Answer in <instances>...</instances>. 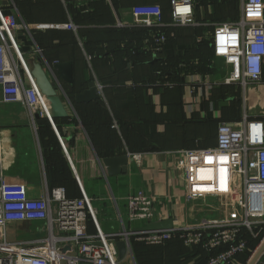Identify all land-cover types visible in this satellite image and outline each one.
<instances>
[{
    "label": "crops",
    "instance_id": "obj_1",
    "mask_svg": "<svg viewBox=\"0 0 264 264\" xmlns=\"http://www.w3.org/2000/svg\"><path fill=\"white\" fill-rule=\"evenodd\" d=\"M61 2L60 12L62 7L67 12L63 20H58L52 9L47 23L28 24L30 29H19L16 36L28 59L35 57L37 48L42 51L39 55L65 100L69 117L51 120L41 114L37 118L36 113L31 115L22 102H5L0 85V178L23 182L34 198L46 194L53 186L65 187L71 196L79 193L76 192L78 188L82 193L83 188L92 198L99 226L106 233H117L124 227L138 228L127 222L126 214L129 195L139 191L158 197L155 221L172 218L174 226L196 222V213L185 209L184 183L174 151L199 148L197 146L203 140L201 118L219 119V123L220 120L241 118L242 100L237 110L231 103L232 97L229 98L239 87L231 86L227 93L229 97L216 103L213 90L209 99H203V103L191 109L189 85L184 79L183 89L179 92L142 83V78L150 72L148 64L137 66L128 53L115 54L119 46L126 47L132 35L130 32L143 28L130 24L133 22L131 8L143 3L160 4L167 7L165 21L168 23L171 21L169 0ZM79 10L93 13L83 21H77L75 16ZM119 21L128 27L119 26ZM68 22L76 24L78 30L51 25ZM125 28L131 31L127 33ZM103 43L106 54L96 56L92 53L91 48ZM145 49L156 60L160 54H183L187 49H193V43L190 40L174 45L168 43L160 52H154L150 47ZM62 61L73 62L75 93L87 89V84L97 79L102 86L99 87L102 98L78 103L76 94H71L64 80L49 68ZM209 71H212L209 74L213 79L222 76V60L213 59ZM253 94L249 106L252 113H259L256 111L259 105L264 109V89L259 90L258 98ZM236 110L239 116L235 115ZM115 122L117 127H114ZM55 138L67 160V165L60 168L52 162ZM131 153L140 157L134 158ZM123 154L130 156L127 173L110 175L103 159ZM108 220L114 223L110 225ZM45 227V221L13 222L8 226V237L11 240L39 239L47 235ZM89 231H97L93 220ZM176 246L172 243L169 250ZM197 258H191L187 264H193Z\"/></svg>",
    "mask_w": 264,
    "mask_h": 264
},
{
    "label": "built area",
    "instance_id": "obj_2",
    "mask_svg": "<svg viewBox=\"0 0 264 264\" xmlns=\"http://www.w3.org/2000/svg\"><path fill=\"white\" fill-rule=\"evenodd\" d=\"M170 6L168 23L160 4L143 3L131 8L130 24L151 29L145 47L154 52L163 50L168 41L165 28L203 25L196 20L195 0H170ZM6 8L5 0L0 1L3 100L22 102L31 115L40 112L49 116L46 97L31 74L28 58L16 36L19 29L28 31L30 26L21 23L18 15ZM240 11L238 20L213 23L214 28L207 36L215 58L222 60L224 74L213 79L209 73H182L189 85L191 109L209 99L221 85L237 86L241 91L243 115L241 119L219 123L215 146L174 151L187 200L215 198L217 206H211L210 210H216L218 215L167 230L124 227L117 233H106L99 226L92 198L83 188L79 198L68 197L64 187H55L34 198L23 182L0 178V264H125L119 258L118 241L127 242L129 256L133 255V241L163 246L174 239H180L186 247L205 250L209 254L207 264H264V111L252 113L249 106L251 94L258 98L259 90L264 89V0H240ZM51 25L78 30L73 22ZM118 25L128 27L122 21ZM34 53L39 55L42 51L37 48ZM197 62L191 60L181 66ZM49 68L53 71L52 66ZM157 84L169 88L177 85L169 79ZM157 205L155 195L143 191L129 195V221L154 222ZM91 219L96 224V233L89 231ZM25 221H45L47 235L11 240L9 224ZM251 239L258 242L253 246Z\"/></svg>",
    "mask_w": 264,
    "mask_h": 264
},
{
    "label": "trees",
    "instance_id": "obj_3",
    "mask_svg": "<svg viewBox=\"0 0 264 264\" xmlns=\"http://www.w3.org/2000/svg\"><path fill=\"white\" fill-rule=\"evenodd\" d=\"M57 3H60L61 5V0H54ZM41 4H45V2H40ZM77 3V1L75 2V4ZM25 5H29V1L24 3ZM169 8H170V12H171V6H170V0H169ZM62 7V6H61ZM162 9H163V16H164V20L167 15V12L165 14L164 8L167 9V7H163L161 5ZM8 12H10L9 10H7ZM60 11H57L55 13L56 18L59 16H63L61 17V20H63V18L66 17V13L64 8L62 7V14L58 13ZM23 13V17L26 20L25 22L28 24L37 22L36 20H33L32 18H30V16L26 13V12H22ZM93 13V11H88V12H81L80 10L78 11V13H76V20L77 21H83L85 18L89 17L91 14ZM240 18V17H239ZM238 18V19H239ZM58 20H60L59 18H57ZM237 19V20H238ZM47 20H49V18H47ZM213 25H211V29L209 30V33L213 30ZM181 27H174V28H165L163 31L167 34L168 36V41L165 44V46L169 43V44H178L180 42L183 41H192L193 43V49H187L186 51L183 52V54H172V55H162L160 54L159 58H157L156 60L153 59V57L150 55V53L146 52L145 49V40L147 38L150 37V32L151 29L148 28H140L137 29L135 31L130 32V29L125 28V32H130V34H132L130 36V39L127 40L126 42V47H122L119 46L118 50H115V54H124V53H128L130 55V57L132 58V60L135 62V64L137 66H139L140 64H148L149 66V73L146 77H143L141 82L148 84V85H155V87H162V85H158L157 83L161 82L162 80H166L169 79L173 82H176L177 85L174 88H169V87H164L165 89H167V91H180L183 89L184 82H183V76L182 73H184V71H188V72H201V73H211L212 71H209V66L210 64H212L213 59H215L214 56V52L213 49L211 47L210 41L207 39V52H205V54H200L201 49H202V44H199L196 42L195 39H197L199 36H185L182 33H185L184 30H180ZM198 30L201 31V29H195V35H197V33L199 32ZM195 40V42H194ZM105 44H97L95 46V48H91L92 53L94 52V54L101 55V54H106V47L104 46ZM164 46V47H165ZM200 46V47H199ZM191 60H197V63H193L191 65H188L187 67H182V63H189L191 62ZM215 72V71H214ZM75 77H74V82H73V86H74V92L71 94H76L75 93ZM89 84V83H88ZM87 84V86H88ZM157 84V85H156ZM231 86L230 85H221L219 87H217L214 90V98L213 101L216 103L217 100H225L228 96L227 93H229V88ZM234 87V86H233ZM86 89V88H85ZM85 89H83L82 91H84ZM174 89V90H173ZM81 91V92H82ZM231 96L229 98L232 97V105L238 110L239 106L241 104V91L240 89L234 92H231ZM100 100V99H99ZM207 105V103H206ZM236 110V111H237ZM238 112L235 113V115H238ZM238 119H241L240 117H238ZM237 118L234 119H227L225 121H235L238 120ZM47 120V118H46ZM200 123V136L203 138L202 141L199 142L197 147H209V146H213L216 145L217 143V131H218V125H219V119H203L201 118V120H199ZM223 120H220V122ZM49 122V121H48ZM117 124L116 122L114 123V125ZM50 129H51V125L50 123H48ZM115 127V126H114ZM211 129V130H210ZM52 131V129H51ZM211 131V133H210ZM53 133V131H52ZM57 138H55L56 140ZM216 139V141H215ZM216 142V143H214ZM214 143V144H213ZM211 144V145H210ZM213 144V145H212ZM195 147V146H194ZM53 148H54V153L53 154V159L52 162L53 164L57 167L60 168L61 165H67V160L65 159V157L63 156V149L58 141V139L56 140V142H53ZM191 148V147H189ZM193 148V147H192ZM100 154H103L101 152H99ZM51 154V156H52ZM109 157V156H106ZM72 181L74 182L73 178ZM57 186H53L51 187V189L55 188ZM65 188V187H64ZM66 189V188H65ZM79 191V193L77 192ZM81 189L78 188V190H76L77 194L74 196H71L69 194V192L66 189L67 195L68 197L71 198H79L82 196V193L80 192ZM89 224H92V219L89 221ZM258 242V239H251V245H255ZM172 243H179L178 246L182 247V249L184 250L185 254L184 257L181 258V262L180 264H187L189 260H191V258H197L196 263L195 264H207V258H208V253L203 250L200 247H195V248H189L186 247L184 245V243L180 240V239H174L169 241L167 244L163 245V246H150V247H160V248H166L168 250H166V255L167 252L170 253L169 251V245H171ZM133 248L134 246H144L147 247V245H145L142 242H138V241H133ZM149 247V246H148ZM189 253V255H188ZM166 255H165V259H166ZM188 257H185V256ZM192 256V257H191ZM162 257V255H161ZM163 259V258H162ZM184 259H186L184 261ZM146 264V262H145ZM163 264V262H162Z\"/></svg>",
    "mask_w": 264,
    "mask_h": 264
},
{
    "label": "rangeland",
    "instance_id": "obj_4",
    "mask_svg": "<svg viewBox=\"0 0 264 264\" xmlns=\"http://www.w3.org/2000/svg\"><path fill=\"white\" fill-rule=\"evenodd\" d=\"M2 1V0H0ZM29 1V5H25L24 3ZM51 1V2H49ZM40 2H45V4H41ZM50 3V4H48ZM7 9L16 13L20 19V22L23 23L26 20L23 17L22 12H26L30 18L36 20L38 23H47L48 13L53 9L56 12L60 10V4L54 0H7L5 3ZM50 8V9H49ZM165 14L167 9L164 8ZM195 12H196V20L200 23H205L199 26H183L180 30H184L185 36H199L198 38H202V41H199L198 38L195 39L197 43L202 44V49L200 54H205L207 52V36L209 34V30L211 29V23L220 22L224 20H237L240 17V0H195ZM63 15L62 12H58ZM61 17L59 18L61 20ZM26 23V22H25ZM210 23V25L208 24ZM28 25V23H26ZM199 32L195 35V29ZM194 40V42H195ZM200 47V46H199ZM252 107V106H251ZM259 113L264 111L262 105L257 107ZM211 130V129H210ZM211 133V131H210ZM184 197L183 199L187 201L186 204V211H194L196 213V217L193 219L194 221H198L204 218H212L216 217L218 213L216 210L211 211V206H217V199H209L207 201H188L185 197L186 189L184 188ZM127 222L129 223V216L128 212L126 214ZM110 225L114 223L111 222L112 220H108ZM147 221H137L134 222L132 225L134 226H144L146 225ZM179 243H174V245H178ZM133 247V245H132ZM133 255L128 256L124 259V263L131 264L132 262L136 261L137 264H180L181 258L184 257V250L180 246H176L172 248L170 253L167 252L166 255V248L160 247H144V246H134ZM162 255V257H161ZM166 255V259H165ZM189 255V253H188ZM185 257H188L187 255ZM163 258V259H162ZM186 259H184L185 261Z\"/></svg>",
    "mask_w": 264,
    "mask_h": 264
},
{
    "label": "water",
    "instance_id": "obj_5",
    "mask_svg": "<svg viewBox=\"0 0 264 264\" xmlns=\"http://www.w3.org/2000/svg\"><path fill=\"white\" fill-rule=\"evenodd\" d=\"M31 74L36 80L41 92L46 97V108L51 120L63 119L69 117V111L66 106L63 96L59 93L57 86L49 73L48 69L44 65V60L40 55L28 59ZM54 73L62 78L65 82L70 93L74 92V65L71 61H62L52 64ZM101 93L99 86L95 80H92L88 84V88L82 92L76 93L75 100L78 103L91 102L101 99ZM37 118L41 117L40 112H36ZM130 156L128 154L106 157L103 159V164L107 168L110 175L127 173ZM174 227V221L172 218L160 221H154L148 223L144 227L137 228L139 231L148 230H167ZM119 249V258L124 260L127 256L128 245L125 240L117 242ZM69 249V246L66 247Z\"/></svg>",
    "mask_w": 264,
    "mask_h": 264
},
{
    "label": "snow or ice",
    "instance_id": "obj_6",
    "mask_svg": "<svg viewBox=\"0 0 264 264\" xmlns=\"http://www.w3.org/2000/svg\"><path fill=\"white\" fill-rule=\"evenodd\" d=\"M181 11H186V9H181Z\"/></svg>",
    "mask_w": 264,
    "mask_h": 264
}]
</instances>
